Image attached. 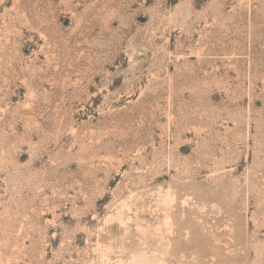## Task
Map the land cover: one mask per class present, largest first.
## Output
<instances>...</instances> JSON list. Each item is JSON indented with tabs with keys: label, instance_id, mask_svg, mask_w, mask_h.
Listing matches in <instances>:
<instances>
[{
	"label": "rangeland",
	"instance_id": "obj_1",
	"mask_svg": "<svg viewBox=\"0 0 264 264\" xmlns=\"http://www.w3.org/2000/svg\"><path fill=\"white\" fill-rule=\"evenodd\" d=\"M165 214L168 264H264V0H0V264H148Z\"/></svg>",
	"mask_w": 264,
	"mask_h": 264
},
{
	"label": "bare ground",
	"instance_id": "obj_2",
	"mask_svg": "<svg viewBox=\"0 0 264 264\" xmlns=\"http://www.w3.org/2000/svg\"><path fill=\"white\" fill-rule=\"evenodd\" d=\"M185 204H187V203H185ZM169 209H167V210L169 211ZM180 218H181V216H180ZM183 220H181V221H183ZM176 225H177V222H176L175 218L171 214H165V215L161 216L159 218V220L157 219V221L155 223H152V224L148 223V224L142 226L141 231H143L144 232L143 234H145V239H146L145 245H147V248L150 247V245H155V247L153 249H149L150 251L146 250V251H148V256H147V261H148L147 263L148 264H168L169 261L175 256V253H177L176 252V251H178L177 249L182 244H184L185 242H187L189 240L188 239L189 236H187V235L182 236V235L178 234V232H176ZM183 225H184V223H183ZM185 245H187V244H185ZM175 258H177V257H175ZM173 262H175V261H173Z\"/></svg>",
	"mask_w": 264,
	"mask_h": 264
}]
</instances>
